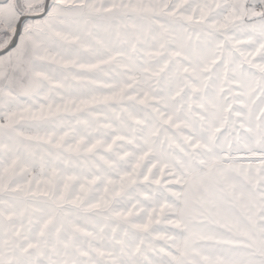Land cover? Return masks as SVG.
Segmentation results:
<instances>
[{
    "label": "snow or ice",
    "instance_id": "1",
    "mask_svg": "<svg viewBox=\"0 0 264 264\" xmlns=\"http://www.w3.org/2000/svg\"><path fill=\"white\" fill-rule=\"evenodd\" d=\"M0 264H264V0H0Z\"/></svg>",
    "mask_w": 264,
    "mask_h": 264
}]
</instances>
